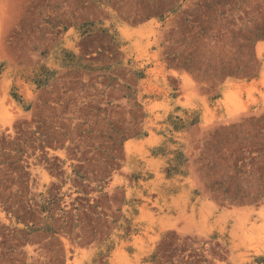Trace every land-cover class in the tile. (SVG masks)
I'll list each match as a JSON object with an SVG mask.
<instances>
[{
  "label": "rangeland",
  "instance_id": "rangeland-1",
  "mask_svg": "<svg viewBox=\"0 0 264 264\" xmlns=\"http://www.w3.org/2000/svg\"><path fill=\"white\" fill-rule=\"evenodd\" d=\"M0 264H264V0H0Z\"/></svg>",
  "mask_w": 264,
  "mask_h": 264
},
{
  "label": "bare ground",
  "instance_id": "bare-ground-1",
  "mask_svg": "<svg viewBox=\"0 0 264 264\" xmlns=\"http://www.w3.org/2000/svg\"><path fill=\"white\" fill-rule=\"evenodd\" d=\"M261 48H262V45L261 44H258L257 45V50L260 51Z\"/></svg>",
  "mask_w": 264,
  "mask_h": 264
}]
</instances>
